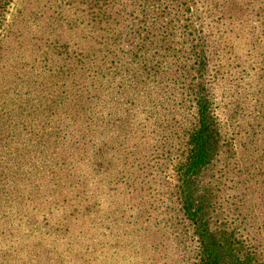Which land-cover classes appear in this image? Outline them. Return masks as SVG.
<instances>
[{
    "label": "rangeland",
    "instance_id": "374dc122",
    "mask_svg": "<svg viewBox=\"0 0 264 264\" xmlns=\"http://www.w3.org/2000/svg\"><path fill=\"white\" fill-rule=\"evenodd\" d=\"M182 1L167 20L141 30L152 40L165 38L159 55L172 73L151 82L159 84L156 92H139L147 98L136 106L92 111L96 121L79 117L84 126L94 124L90 131L74 122L61 128L64 140H74L73 162L51 179H35V196L1 204L0 264L193 263H186L193 240L180 235L185 227L173 215L174 165L186 150L200 81L224 141L198 185L210 191L212 222L230 229L243 220L241 250H248L241 243L246 233L264 236V0ZM116 2L108 8L125 7L131 25L150 26L138 16L147 0ZM104 9V0H0L4 92L14 90L6 78L40 76L39 64L56 55L85 60L90 53L82 46L94 41L91 28ZM126 37L138 41L137 32ZM194 60L204 64L199 71ZM29 130L15 140L32 156L38 149L29 144ZM38 168L30 163V170Z\"/></svg>",
    "mask_w": 264,
    "mask_h": 264
},
{
    "label": "trees",
    "instance_id": "16d2710c",
    "mask_svg": "<svg viewBox=\"0 0 264 264\" xmlns=\"http://www.w3.org/2000/svg\"><path fill=\"white\" fill-rule=\"evenodd\" d=\"M113 1L104 0L105 9L100 11L102 19L94 22L91 28L94 41L82 46L90 53L85 55V60L78 56L56 55L52 62L39 64L40 76L16 81L13 74L6 78L14 88L9 94L1 88L0 78V210L1 204L9 205L10 199L23 201L29 195L35 196L39 185L34 182L41 174L43 178L51 179L55 172L73 162L74 140H64L60 135L61 128L68 129L70 122H74V128L79 126L90 131L94 124L84 126L77 121L79 117L87 115L90 121H96L100 117L92 111L101 113L108 105L113 109L141 104L147 97L139 92H156L163 76L172 73L159 55L160 49L166 47L164 36L152 40L141 30L154 28L158 21L167 20V15L182 6L183 1L147 0L138 9V16L145 17L143 23L151 20L147 21L148 27L136 22L131 25L125 12L122 13L126 9L123 6L113 12L108 8ZM116 3L130 7L133 0H117ZM158 27L168 30L162 25ZM131 32H137V42L126 40ZM152 35L156 36L155 33ZM193 65L195 71L204 66L197 60ZM156 78L160 79L159 84L151 83ZM39 81L36 89L33 86ZM203 84V81L196 83L195 105L192 102L194 121L185 140L186 150L174 165L178 185L174 192L177 197L173 215L185 227V232L180 235L190 237L194 246L186 263L193 260L191 264H264L261 246L264 236L246 233L241 243L248 250H241L240 241L236 239L243 220L234 223L230 229L222 223H213L214 207L209 201L208 186L198 187L202 174L213 164L224 142ZM166 126L168 130L170 125ZM27 127L31 132L29 144L38 149L32 156L16 147V134ZM159 128L160 132L162 125ZM55 152L57 157H54ZM31 162L39 166L36 172L30 170ZM26 167L32 172L26 173Z\"/></svg>",
    "mask_w": 264,
    "mask_h": 264
}]
</instances>
